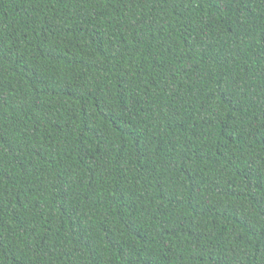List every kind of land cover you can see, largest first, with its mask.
<instances>
[{"label":"trees","instance_id":"1","mask_svg":"<svg viewBox=\"0 0 264 264\" xmlns=\"http://www.w3.org/2000/svg\"><path fill=\"white\" fill-rule=\"evenodd\" d=\"M0 264H264V0H0Z\"/></svg>","mask_w":264,"mask_h":264}]
</instances>
